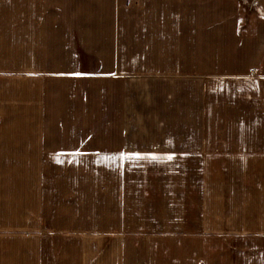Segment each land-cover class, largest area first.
<instances>
[{"label":"crops","instance_id":"crops-1","mask_svg":"<svg viewBox=\"0 0 264 264\" xmlns=\"http://www.w3.org/2000/svg\"><path fill=\"white\" fill-rule=\"evenodd\" d=\"M0 264H264V16L0 0Z\"/></svg>","mask_w":264,"mask_h":264},{"label":"rangeland","instance_id":"rangeland-1","mask_svg":"<svg viewBox=\"0 0 264 264\" xmlns=\"http://www.w3.org/2000/svg\"><path fill=\"white\" fill-rule=\"evenodd\" d=\"M242 5L247 7L252 12L256 13L259 16H264V12L259 8V0H238Z\"/></svg>","mask_w":264,"mask_h":264},{"label":"snow or ice","instance_id":"snow-or-ice-1","mask_svg":"<svg viewBox=\"0 0 264 264\" xmlns=\"http://www.w3.org/2000/svg\"><path fill=\"white\" fill-rule=\"evenodd\" d=\"M131 155H134L136 158H144L140 153H134V154H127V153H124L122 154V157L121 158H124V159H130L131 158ZM150 158L153 159V160H159L161 159L160 156L156 155V154H150ZM167 159L171 160L173 159V156L172 155H168L167 156Z\"/></svg>","mask_w":264,"mask_h":264}]
</instances>
